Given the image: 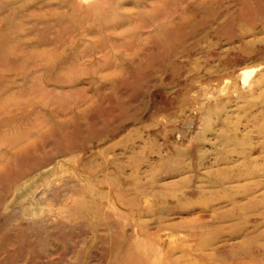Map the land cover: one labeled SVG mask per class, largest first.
<instances>
[{
  "label": "rangeland",
  "instance_id": "rangeland-1",
  "mask_svg": "<svg viewBox=\"0 0 264 264\" xmlns=\"http://www.w3.org/2000/svg\"><path fill=\"white\" fill-rule=\"evenodd\" d=\"M260 65L264 0H0V264H264Z\"/></svg>",
  "mask_w": 264,
  "mask_h": 264
},
{
  "label": "bare ground",
  "instance_id": "bare-ground-1",
  "mask_svg": "<svg viewBox=\"0 0 264 264\" xmlns=\"http://www.w3.org/2000/svg\"><path fill=\"white\" fill-rule=\"evenodd\" d=\"M264 68V65H260V66H258V67H255V68H252V69H248V70H244L243 71V73H242V76H243V80H244V82H245V84L249 81V79H250V77L254 74V73H256L258 70H260V69H263ZM261 76H263V75H261ZM242 80V81H243ZM228 82V81H227ZM256 82H258V80L256 81ZM227 83H225V85H226ZM244 84V83H243ZM244 84V85H245ZM258 84H259V82H258ZM219 86V85H218ZM254 86V85H253ZM223 88H224V86H223ZM225 90H226V87L224 88ZM223 89V90H224ZM229 89V88H228ZM256 89V88H255ZM224 90V91H225ZM253 91V90H252ZM263 111H260V112H258V113H254V114H252L251 115V118H250V122L252 123V126H253V128L254 129H256L257 131H259L260 132V134H261V140L255 145V146H253L251 149H250V152L252 153H254V151L255 150H259L260 152H258V154L259 155H257V156H255L254 158H249L250 157V155H247V156H245V159L246 158H249L248 160H249V162H251V163H253V162H257L259 159H261V160H264V103H263ZM203 111V110H202ZM177 126V125H176ZM176 128V127H175ZM178 128V127H177ZM176 128V129H177ZM176 131V130H175ZM237 131V130H236ZM238 132V131H237ZM167 134V133H166ZM238 137V136H237ZM220 138H221V140H223V142H225V143H227L228 144V142H227V138L228 137H226L225 136V134L222 136H220ZM227 144H225L226 146H227ZM230 144V143H229ZM228 144V145H229ZM249 152V153H250ZM248 153V154H249ZM218 161L220 162L221 161V159H218ZM242 174V173H241ZM245 176L247 175V174H244ZM211 177L212 176H215V177H217L216 179H217V181H216V184H218V185H220V186H223L224 185V181L225 180H227V179H225V178H220V174H216V175H210ZM210 176H206L207 177V179L205 178V179H201L202 181H206L207 183H208V187H214L215 185V183L211 180H209V178L208 177H210ZM112 189V188H111ZM118 211V210H117ZM113 212H115V210L113 211ZM120 212V211H119ZM123 213V212H122ZM137 239V238H136ZM139 239H140V237L138 236V241H139ZM153 239V238H152ZM151 239V240H152ZM148 240V239H147ZM145 241H146V239H145ZM156 241V240H155ZM136 243V242H135ZM132 244H133V242H132ZM136 245V244H135ZM132 247H135L134 245H131ZM132 247H130L131 249H133ZM138 247H139V244H138ZM171 246H169V248H170ZM171 249V248H170ZM129 252H132L131 250L129 251ZM135 252V251H134ZM140 252V251H139ZM127 253V252H126ZM138 253V252H137ZM145 253V252H144ZM128 254V253H127ZM127 254H124L125 256L127 255ZM142 255V254H141ZM129 256H131V255H129ZM143 256H145L146 257V254H143ZM132 258H134V257H132ZM131 258V259H132ZM126 259H127V257H125V260H124V262H126ZM135 259V258H134ZM147 259V258H146ZM141 260H143V259H141ZM129 261V260H128ZM136 261V260H135ZM123 262V263H124ZM138 263H140L139 262V260L137 261ZM136 262V263H137ZM171 262V261H170ZM135 263V264H136ZM142 263V262H141ZM127 264V263H126ZM144 264V263H143Z\"/></svg>",
  "mask_w": 264,
  "mask_h": 264
}]
</instances>
